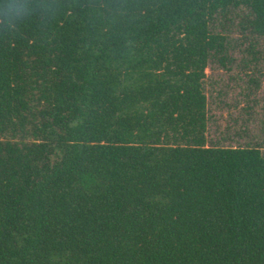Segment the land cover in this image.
<instances>
[{
  "label": "trees",
  "instance_id": "16d2710c",
  "mask_svg": "<svg viewBox=\"0 0 264 264\" xmlns=\"http://www.w3.org/2000/svg\"><path fill=\"white\" fill-rule=\"evenodd\" d=\"M37 3L0 22V264H264V149L206 94L264 0Z\"/></svg>",
  "mask_w": 264,
  "mask_h": 264
},
{
  "label": "rangeland",
  "instance_id": "374dc122",
  "mask_svg": "<svg viewBox=\"0 0 264 264\" xmlns=\"http://www.w3.org/2000/svg\"><path fill=\"white\" fill-rule=\"evenodd\" d=\"M241 14L215 22L227 52L222 63L212 60L206 69L207 134L221 145L259 143L264 149V37Z\"/></svg>",
  "mask_w": 264,
  "mask_h": 264
},
{
  "label": "clouds",
  "instance_id": "9594fccd",
  "mask_svg": "<svg viewBox=\"0 0 264 264\" xmlns=\"http://www.w3.org/2000/svg\"><path fill=\"white\" fill-rule=\"evenodd\" d=\"M38 7L37 0H0V22L14 24L30 18Z\"/></svg>",
  "mask_w": 264,
  "mask_h": 264
}]
</instances>
